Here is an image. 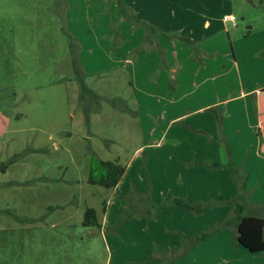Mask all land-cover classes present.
Instances as JSON below:
<instances>
[{"label":"rangeland","instance_id":"rangeland-1","mask_svg":"<svg viewBox=\"0 0 264 264\" xmlns=\"http://www.w3.org/2000/svg\"><path fill=\"white\" fill-rule=\"evenodd\" d=\"M124 3L139 27L123 18L116 0H0V165L19 155L0 170V264H152L133 263L140 251L133 241L144 244L149 232L117 216L111 191L88 184L91 165L98 175L108 151L124 161L137 155L141 131L153 135L137 156L150 154L153 176L176 139H213L204 153L239 163L245 213L264 217V203H254L264 202V124L253 101L264 111V0ZM225 14L235 23L222 24ZM73 55L85 85L103 98L87 125ZM252 89L258 91L240 96ZM198 107L205 109L184 116ZM161 132H168L164 142ZM109 203L107 225L83 227L86 206L102 226ZM222 232L215 247L184 264H264V253L236 249Z\"/></svg>","mask_w":264,"mask_h":264},{"label":"crops","instance_id":"crops-1","mask_svg":"<svg viewBox=\"0 0 264 264\" xmlns=\"http://www.w3.org/2000/svg\"><path fill=\"white\" fill-rule=\"evenodd\" d=\"M225 16L231 15L225 14L222 18ZM222 18L220 20L222 24L225 25L230 23L223 22ZM205 25L207 26L208 23L205 22ZM257 91V89H252L245 93L242 92L240 96L247 98L246 96L248 94ZM253 101L255 102L256 114H260L262 116V118L257 119V124L262 125L264 124L262 123L264 122V111H262L260 100L256 97ZM204 109V107L194 108V110L189 111V113L184 116H195L196 114L203 112ZM136 116L137 113L134 117ZM208 131L213 133L214 129H210ZM6 132L7 131L5 130V133ZM125 133H128V131H125ZM145 134H147V132L143 133L141 131L138 135H136L139 136L137 137L138 142L135 146V153H137V155L134 154V156H132L129 160L124 161L120 156L113 155L110 151H108L106 156L100 158V161L102 162L115 163L124 168V174L118 184L114 188L106 190L111 191L112 199H117V216L124 215L126 218V216L132 212L142 215L126 219V221H128L129 224H134L138 231L149 232L151 239L145 240L144 244L140 241H133V244L137 243L135 247L140 248L138 256L133 263L150 262L152 264H184V262L194 254V252L197 253L204 250L206 246L215 247V244L219 242V236H224L221 235L224 234V232H218L203 244L192 248L185 256L176 258L179 250L181 235L192 237L197 235L199 232L210 228L219 221L221 217L220 214L226 212L227 210L229 211L230 207L226 206L229 207V209L224 208V212L218 208H210L202 214L194 216L192 213L181 207L171 205L170 201L173 199H181L188 204H202L216 200L220 196H236L238 188L230 181L229 172L223 168L214 169L201 165H225L230 161L228 160L227 163H224L221 160H215V158H209L206 156L204 148L207 146L209 150H213L210 149L212 146H215L213 139H211L209 143H206V141H197L201 144L200 147H202V149H200L198 148L199 143L193 144L189 141L190 139L188 140L187 137H185L176 139L175 143L172 145V150L175 151L176 154L175 152H171V155H168V160L162 163L163 165H159L161 170L157 175H155V177L150 174V154H144L143 159L137 157L139 156V151L144 149L143 146L146 144V141L148 139L150 140L153 136L150 133V137L147 135V139ZM160 134L162 135L161 141L164 142V138L168 136V132H161ZM69 135L71 134L69 133L68 136ZM80 137L84 140L83 134H80ZM184 139L186 140L185 143L182 142ZM117 140L118 138L108 142H116ZM156 145H159V143ZM232 162L234 166H239V163L235 162L233 159ZM142 166L146 170V176L144 175ZM261 172L264 173V169H262ZM146 197L154 206L161 205L163 207L162 210L156 212L151 217L144 216L147 212V203L145 201ZM254 203L262 205L264 202L257 201ZM108 206L109 207L104 211V220L101 223L102 226L99 224L96 210L94 208H89L88 206L85 208V210L93 209L95 211L97 222L99 224V228L101 229L105 226V224H108L106 218L109 214L111 203H109ZM231 239L237 249L239 244L234 242L232 237Z\"/></svg>","mask_w":264,"mask_h":264},{"label":"trees","instance_id":"trees-1","mask_svg":"<svg viewBox=\"0 0 264 264\" xmlns=\"http://www.w3.org/2000/svg\"><path fill=\"white\" fill-rule=\"evenodd\" d=\"M117 5L123 18L139 27L141 21L125 6L124 0H116ZM155 29H151L154 32ZM186 42H191L188 39H183ZM72 73L78 86V100L77 105L80 108L86 125L89 123V116L92 113L101 110L102 97L97 95L85 85V75L81 69L77 55H73L71 59ZM116 101L118 104L116 105ZM111 100L110 104L113 108L121 111H126L125 102L121 100ZM119 104H123L120 106ZM19 158V155L13 156L7 163L0 165V170L5 171L9 165L14 163ZM101 172L96 175L95 169L91 166L88 176V184L97 185L105 189L114 188L124 174V168L115 163L97 161ZM207 168H225L229 172V179L237 188L238 193L234 197L220 196L216 200H212L202 204H188L181 199H173L170 201L171 205L181 207L194 216H198L203 212L213 207L229 206L231 208L230 214L220 221L212 225L210 228L200 232L199 234L189 237L181 235L179 242V250L176 258H180L188 254L192 248L197 247L208 239L216 235L220 231H229L234 242L242 246L245 250L252 254L264 253V217H259L254 214H246L245 211L249 208V196L245 190L246 176L240 170L234 167L231 163L223 164H201ZM147 203V212L144 216L151 217L156 212L162 210V206H154L145 198ZM142 216L137 213H130L126 219ZM82 225L85 228L96 227L99 228L96 214L93 209H86L83 214Z\"/></svg>","mask_w":264,"mask_h":264},{"label":"built area","instance_id":"built-area-1","mask_svg":"<svg viewBox=\"0 0 264 264\" xmlns=\"http://www.w3.org/2000/svg\"><path fill=\"white\" fill-rule=\"evenodd\" d=\"M222 21H223V22H230V23H232V24L235 23V19H234L233 16H225V17L222 18Z\"/></svg>","mask_w":264,"mask_h":264}]
</instances>
